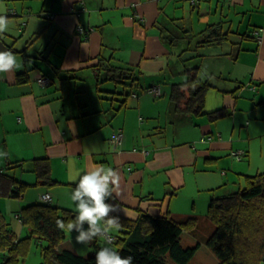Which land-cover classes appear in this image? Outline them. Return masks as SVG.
I'll return each mask as SVG.
<instances>
[{
	"label": "crops",
	"instance_id": "0c3cea01",
	"mask_svg": "<svg viewBox=\"0 0 264 264\" xmlns=\"http://www.w3.org/2000/svg\"><path fill=\"white\" fill-rule=\"evenodd\" d=\"M40 1L20 0L19 19L10 18L9 31L0 34L22 64L0 74V151L8 154L0 172L22 185L20 196H0L3 202H42L40 194L49 193L45 203L75 219L69 165L81 173L103 165L121 176L107 201L119 211L110 215L200 219L232 180L264 173V0ZM106 62L133 70L132 93H118L108 75L101 80ZM43 75L48 84L37 82ZM187 82L206 84L201 108L172 100L176 85L188 96ZM234 151H242L240 159ZM41 159L50 184L37 180ZM24 205L13 210L26 229L22 237ZM65 234L62 245L78 255L106 246L99 237L84 245L77 233Z\"/></svg>",
	"mask_w": 264,
	"mask_h": 264
},
{
	"label": "trees",
	"instance_id": "16d2710c",
	"mask_svg": "<svg viewBox=\"0 0 264 264\" xmlns=\"http://www.w3.org/2000/svg\"><path fill=\"white\" fill-rule=\"evenodd\" d=\"M103 65L104 67L100 68L103 72L102 81L113 78L112 80L122 85L118 93H132L133 81L137 75L130 67H116L109 62ZM107 75L110 78H107ZM44 76L51 79L47 75L42 77ZM26 79L23 75L18 82H24ZM185 84L188 88L191 86L188 96L185 97L180 90L183 85H176L171 93L172 100L178 105L184 98L188 109L201 108L206 84L201 83L195 88L193 82ZM220 114L221 111L212 113L214 116ZM35 172L38 181L42 180L47 184L54 182L49 174L47 161L36 160ZM21 190L22 185L17 184L12 175L7 171L0 172V196L18 197ZM19 216L22 225L28 230V235L24 237L15 234L0 211V250L8 251L2 264H15L18 256L25 251L24 243L31 237L46 242L42 247L41 264H96V252L78 255L72 249L62 247L66 234L65 230L58 228L56 221L63 220L67 223L74 218L67 209L45 202H33L22 206ZM206 218L214 224V228L206 238L205 244L216 255L219 264H264L263 172L247 175L246 184L237 190L212 196ZM196 220L198 219L195 217H189L176 221L168 216L150 215L146 212H141L134 220L120 218L121 228L111 247L122 256H132L133 264H167L168 259L176 264H186L200 244L197 242L193 245H183L182 231L195 225Z\"/></svg>",
	"mask_w": 264,
	"mask_h": 264
},
{
	"label": "clouds",
	"instance_id": "9594fccd",
	"mask_svg": "<svg viewBox=\"0 0 264 264\" xmlns=\"http://www.w3.org/2000/svg\"><path fill=\"white\" fill-rule=\"evenodd\" d=\"M5 11L0 8V13ZM7 31H9V20L5 14H0V34ZM21 67L22 64L18 62L13 51L0 50V74L11 73ZM7 155V152L0 151V158ZM68 179L76 185L71 192L76 216L67 223L57 220L58 228L77 233L75 241L79 244L87 245L95 238H102L106 246L100 247L96 252V264H133L132 256H122L119 251L111 247L113 242L111 233L114 230L118 231L121 223L119 216L110 215L118 212V207L107 201L114 189L120 185V173L103 165L89 167L81 173V170L72 163L69 165Z\"/></svg>",
	"mask_w": 264,
	"mask_h": 264
},
{
	"label": "rangeland",
	"instance_id": "374dc122",
	"mask_svg": "<svg viewBox=\"0 0 264 264\" xmlns=\"http://www.w3.org/2000/svg\"><path fill=\"white\" fill-rule=\"evenodd\" d=\"M19 1L20 0H0V8L6 10L5 12L0 13V14H5L8 20L10 18L14 20L19 19L20 11H17V8L20 6ZM42 2L43 1L41 0L40 3ZM32 4L36 5V2L34 1ZM20 26L23 27V24H21ZM10 36L12 39L15 37L12 33ZM110 85L111 87L117 86V88H122V85L119 83L115 85L114 84H110ZM231 159L230 161H232ZM224 168H226L228 171L231 170V163L229 162L228 164L224 165ZM245 183H246L245 176L241 178L240 183L239 181L233 182L232 180V182L226 188L228 191L221 190L219 194H216V195L225 194L227 192L237 190L238 188L244 186ZM30 189L32 188H27L26 191H29ZM7 199L10 200L9 205L3 202V201H6V198L0 197V210L2 211L3 215L6 218V222L13 229V231L17 232L18 234H22V235H19L20 237H22L26 233V229L21 226L18 218L15 217L16 215L14 214L13 210H17L21 205H24L26 203L23 202L24 199L22 197L7 198ZM195 226L196 227H192V228L190 227L188 229H185L186 231L184 232L183 237H182L183 245H193V244H196L197 242H199L200 244V247L197 249L193 257L186 264H219V260L216 257V255L205 244V240L208 237L211 230H213L214 224L207 218L200 216V219L196 220ZM17 233L16 235H18ZM67 237L69 238V236ZM65 240L67 241L68 239L66 238ZM45 244L43 246H45ZM42 247L32 242L31 244H29L27 247L24 248L25 251L18 256V260H16L15 264H23V263L24 264H41L43 262ZM62 247L70 248L69 245H62ZM6 252H8L7 249H6ZM6 252L0 250V264H2L5 256H7ZM167 264H176V263L168 259Z\"/></svg>",
	"mask_w": 264,
	"mask_h": 264
},
{
	"label": "built area",
	"instance_id": "2783aa9c",
	"mask_svg": "<svg viewBox=\"0 0 264 264\" xmlns=\"http://www.w3.org/2000/svg\"><path fill=\"white\" fill-rule=\"evenodd\" d=\"M193 1V0H192ZM79 31L80 32H85V30L82 28V27H80V29H79ZM254 34H255V38L257 39V40H260V35H259V32L256 30V31H254ZM38 82L40 83V84H42V85H45V84H48L49 82H50V80H49V78L48 77H38ZM151 91H153L154 93H159V88L158 87H152L151 88ZM115 138H116V140H118V141H120V138H121V135L120 134H117L116 136H115ZM241 153H242V151H234V152H232V155L235 157V158H237V159H240V157H241ZM39 198H40V200L42 201V202H48V201H50V194L49 193H42V194H40V196H39ZM113 237V241H114V236H112Z\"/></svg>",
	"mask_w": 264,
	"mask_h": 264
},
{
	"label": "water",
	"instance_id": "95a60500",
	"mask_svg": "<svg viewBox=\"0 0 264 264\" xmlns=\"http://www.w3.org/2000/svg\"><path fill=\"white\" fill-rule=\"evenodd\" d=\"M4 49H8V45H6V43H4L1 39H0V50H4Z\"/></svg>",
	"mask_w": 264,
	"mask_h": 264
}]
</instances>
